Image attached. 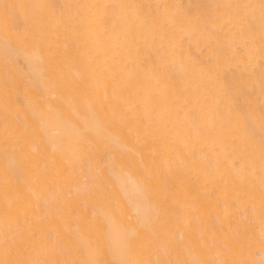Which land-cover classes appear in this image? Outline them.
I'll return each mask as SVG.
<instances>
[{
	"label": "bare ground",
	"instance_id": "bare-ground-1",
	"mask_svg": "<svg viewBox=\"0 0 264 264\" xmlns=\"http://www.w3.org/2000/svg\"><path fill=\"white\" fill-rule=\"evenodd\" d=\"M176 1L0 0V36L26 56L36 79L30 88L5 92L0 76V221L23 222L25 230L0 245V264H188L187 255L192 264H264L258 251L264 152L256 146L264 122L255 117L252 127V108L234 89L245 87L247 71L264 56V0H230V10L206 3L208 15L182 13ZM26 19L48 39L50 29H63L74 47L44 53L28 42ZM172 63L180 72L177 87ZM101 71L120 74L119 84L106 88ZM224 72L232 77L223 78ZM222 81L239 112L216 95ZM65 84L87 86L78 94L84 103L72 110ZM116 107L141 119L143 128L116 117L113 134L105 131ZM126 128L136 134L132 141L123 135ZM5 138L29 158L23 175L1 146ZM109 148L118 172L97 175L95 182L82 170L62 174L39 163L38 154L49 152L58 168L80 166L82 155L96 163ZM48 174L72 199H58L42 220L26 202L43 196ZM211 190L221 204L211 200ZM234 200L249 205L245 221L237 219ZM68 221L77 227L69 243ZM177 231L184 234L180 241Z\"/></svg>",
	"mask_w": 264,
	"mask_h": 264
},
{
	"label": "rangeland",
	"instance_id": "rangeland-1",
	"mask_svg": "<svg viewBox=\"0 0 264 264\" xmlns=\"http://www.w3.org/2000/svg\"><path fill=\"white\" fill-rule=\"evenodd\" d=\"M212 2H221L222 7L224 9L230 10L233 7V4L230 2V0H177L173 6L179 8L181 12L184 11H190L194 10L196 12L198 11H204L206 15H208V10L206 8V3H212ZM158 5H154L152 9H154L156 12L160 10V7L158 8ZM173 13V12H172ZM17 20V19H15ZM118 21V20H116ZM78 20L74 19L73 24L77 25ZM25 23L27 25V38L28 42L32 44L38 43L43 50V52L47 53V51H53L58 50L60 47L63 46V44H67L70 47H74L73 45V37L68 35L67 32H65L63 29L59 30H53L50 29V33L52 34L51 39H48L37 34L33 28L34 21L32 19H26ZM51 40V41H49ZM205 42L206 40L203 39ZM74 62L79 61L77 58V54L73 57ZM137 60L140 62L144 61V54L141 52V48H138V54H137ZM128 68H133L132 66H126ZM228 69H234L232 66L228 67ZM168 71L170 73L171 84L175 87H177V83L175 82V76H180V72L178 70L177 65L172 63L168 67ZM0 76L2 80V84L5 88V92L7 90H13L15 86L19 88H30L29 85H33L35 76H34V70L29 61L26 59V56L17 48V46L13 44H8L6 40H4L3 37L0 36ZM101 76L104 78L105 87L111 88L114 87L116 84H119L121 75L112 76L107 74L104 71L100 72ZM247 74L249 76V80L245 87H238L235 86L234 89H238L241 93H244V100L251 106L252 108V118H249L250 124H252V127L256 125V119L258 116L261 117V123L264 122V56L256 63H254L251 68L247 71ZM223 78H226L227 80L230 79L229 77H232V75H229L227 72L223 73ZM223 84L218 86L216 90V95L220 98L221 103L223 104V107H229V103L232 101V104L235 105L236 110L239 112L240 107H238V104L236 105L233 101L232 96V89L228 86L227 81H222ZM91 84V82L89 83ZM65 87V93L64 98L67 103V106L69 109L76 108V105L84 103V100L82 98H78L79 93H84L87 91V86H75V85H64ZM261 97V98H260ZM20 103L23 100L21 97L18 98ZM22 104V103H21ZM113 112L108 113L107 121L105 122V128H107L105 131H109L111 134L114 132V128L116 126V120L118 118H126L130 124L131 128H139L144 126V123L141 121V119H136L134 114H130L126 111V109H122L120 107L112 108ZM38 117H42V113L39 114ZM74 121V119H73ZM75 122V121H74ZM261 125V124H260ZM261 135H263L264 131L260 132ZM123 135L125 136L126 140L132 141L134 137H136V134L132 129L126 128L123 131ZM141 138L144 136V131H141V134L139 135ZM256 146L259 148L260 151L264 152V135L261 137L256 138ZM86 141H82L84 143ZM1 146L5 151H10L11 154H14L18 164L21 166V169L19 170L20 175H23L25 172L23 170L24 165L29 163V158L24 154L17 151L13 145V141L9 138H5L1 142ZM174 150V149H173ZM111 149H104L100 152V157L98 162L96 163H90V159L88 155H82V164L74 165L73 167L68 165V162H65L63 164V167H59L56 164L55 160L53 159L54 154L51 152L47 153L46 155L40 156V164H47V166L54 165V169L52 170H58L62 174H65L69 171V169L73 168L76 171H73L76 173V175L79 174V170H82L84 173V176L90 175V180L92 182L96 181L97 175H100L104 172L108 173L110 176L117 173L118 169H116L115 166L114 169L111 166L110 160L112 159V154H110ZM129 151L132 153L133 150L129 149ZM48 169V167H42L41 170ZM51 170V171H52ZM174 172V171H173ZM48 173V172H47ZM60 173V174H61ZM44 194L42 197L35 198L34 196L31 197V202H26L27 210L33 213L35 216H41L40 219L45 220L48 217V213L50 211V208L54 206V203L56 204V201L58 199H68L71 200L72 197L68 194L69 189L64 186L63 184H60L59 182L52 180L47 175L45 181H44ZM60 188V190H59ZM210 198L212 201H214L216 204H221L222 202L217 198L216 195H214V190L210 191ZM197 205V202L193 204V206ZM232 206L234 213L236 214L237 219L239 221L246 220L247 216L250 214L251 210L249 208V205H246L244 202L239 201H232ZM23 215V213H21ZM195 213L192 215L194 216ZM90 217H92V214L90 212ZM194 226L197 228L199 225V222L194 219L193 221ZM67 225L69 227V231L67 233L68 237H65L67 243H69L70 239L74 238V235L76 234L77 227L72 221H68ZM48 236H55L53 233V230L48 227ZM25 230L23 229V222H14V221H0V245H2L4 242L11 240L12 238H15L16 236L23 234ZM182 231H177L175 233L176 238L180 241L182 240L183 236ZM57 236V235H56ZM68 238V239H67ZM70 238V239H69ZM261 245L258 251H264V238H260ZM256 257H260L259 255H256ZM183 259V257H181ZM186 261L188 264H192V257L190 255L186 256ZM232 264V263H230Z\"/></svg>",
	"mask_w": 264,
	"mask_h": 264
}]
</instances>
